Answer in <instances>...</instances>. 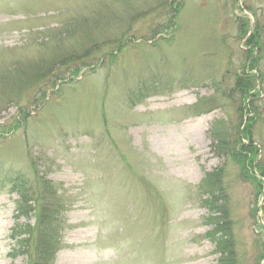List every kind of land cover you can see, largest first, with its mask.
I'll use <instances>...</instances> for the list:
<instances>
[{"label":"rangeland","instance_id":"374dc122","mask_svg":"<svg viewBox=\"0 0 264 264\" xmlns=\"http://www.w3.org/2000/svg\"><path fill=\"white\" fill-rule=\"evenodd\" d=\"M256 24L264 0H0V264L36 221L14 177L63 203L52 264H264V82L248 127L235 89ZM249 127L251 169L217 143Z\"/></svg>","mask_w":264,"mask_h":264},{"label":"trees","instance_id":"16d2710c","mask_svg":"<svg viewBox=\"0 0 264 264\" xmlns=\"http://www.w3.org/2000/svg\"><path fill=\"white\" fill-rule=\"evenodd\" d=\"M246 28L247 26H244L242 31L244 37L247 33V31L245 30ZM252 35L253 36L245 42V45L248 49L246 51V56H248L249 58L247 60L246 57L248 68H245V66L243 68V75L246 74V76L242 77L236 75L235 83V89L238 90L242 99V110L240 109V113L245 110L246 113H244V115H246V117L248 118V121L244 123V115H242L240 123H244L246 127H248V125H254V123L256 122V118L259 117V112L257 111L256 107H254L255 101H257L261 95V93L258 92V90L256 89V82L258 79L259 81L261 80V84L264 82V74L261 72L259 67L264 43L261 38L262 28L256 24ZM256 53H258L257 57H255ZM253 71L255 72L253 76L247 74ZM245 130L247 131L246 134L244 133V130L239 133L238 129L236 137L233 140L229 139V136H219L217 139V143L219 149H224L223 153L225 152L226 154L231 155L234 160H237L238 162L242 163L244 168L250 167L251 169V164L253 163L257 151L255 149L256 146L251 141L250 127ZM240 134L242 135L243 140H250L248 146H244L242 144ZM241 159H243L244 162H241ZM257 170H259L261 178L264 181V170L261 168L260 165H258ZM217 177L218 174L213 176H210V174L207 175L209 186L208 192H205L204 196L207 195L210 202H208L206 198L204 200V204L205 207L208 209L209 213L211 214V219H213L214 221L221 219L222 221L220 224L227 225L226 210L220 204L214 194V191L219 190L220 187V185H215V183H217V181L220 179L219 177ZM10 182L12 183L13 191L19 196L18 214L25 217L34 214L36 217L35 225L33 227L28 226L23 229V235L25 237L21 239L20 242L23 250L26 251L29 264H52L58 248L57 245H55V242H51L48 239V232L46 230L45 220L52 218L57 222L63 210V203L56 196L57 193L55 192H44L41 194L40 197L34 198V193L31 194L30 192L24 190L26 188L27 181L21 180L20 178L18 179V177H14L12 181L10 180ZM259 188V192H261V182L259 183ZM43 194L46 195V199H44ZM42 201V210H30L29 213H26L25 207H23L25 205L24 203L29 202L36 204L38 202L42 203ZM214 226L215 229L218 228V224L215 223ZM222 231L225 233V241L228 240V230L222 229ZM219 232L217 233V235L222 236L221 231ZM225 243L228 244L227 242ZM217 246H219V243H217ZM225 250L226 245L224 244V251L221 252L223 254L222 257L228 256L230 254L225 252Z\"/></svg>","mask_w":264,"mask_h":264}]
</instances>
